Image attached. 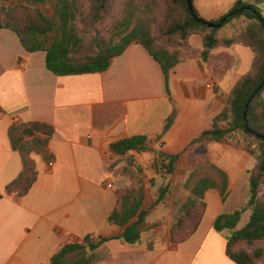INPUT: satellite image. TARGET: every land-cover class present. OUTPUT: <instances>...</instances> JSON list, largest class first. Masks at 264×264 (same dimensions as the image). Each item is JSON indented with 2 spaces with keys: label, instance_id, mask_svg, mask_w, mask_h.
I'll use <instances>...</instances> for the list:
<instances>
[{
  "label": "crops",
  "instance_id": "crops-1",
  "mask_svg": "<svg viewBox=\"0 0 264 264\" xmlns=\"http://www.w3.org/2000/svg\"><path fill=\"white\" fill-rule=\"evenodd\" d=\"M222 14L214 10L215 16ZM193 47L201 49L203 43ZM218 51L234 55L231 48ZM227 75L215 71L213 63L207 68L198 57L186 58L171 70L168 94L160 64L137 42L102 72L57 75L46 67L45 51H27L15 32L2 29L1 190L22 167L20 154L11 147L9 126L43 121L55 132L49 140L53 160L34 154L38 177L30 191L0 200V264H52L63 245L87 234H119L121 227L107 221L117 204L107 163L111 142L146 134L156 148L181 152L223 107ZM173 104L175 120L160 136ZM208 206L196 232L183 242L147 249L110 238L93 250L90 264H237L226 252L227 233L214 228L223 206L206 220ZM81 255V249L74 250L66 260Z\"/></svg>",
  "mask_w": 264,
  "mask_h": 264
},
{
  "label": "trees",
  "instance_id": "trees-1",
  "mask_svg": "<svg viewBox=\"0 0 264 264\" xmlns=\"http://www.w3.org/2000/svg\"><path fill=\"white\" fill-rule=\"evenodd\" d=\"M113 1L0 0V31L10 29L15 32L29 52L45 51L46 67L57 75L102 72L129 44L137 42L160 64L168 94L171 93L170 72L186 58L198 57L210 68L216 55L223 60V54H229L226 51L216 53L218 49L240 45L252 51V64L235 82L225 106L213 117L211 125L181 152L153 149L154 142L146 134L126 136L111 142L107 163L112 178L117 160L126 157L129 164L122 172L134 182L131 187L115 188L117 204L107 219L110 224L121 227L122 231L112 237L90 233L80 241L67 243L52 256L51 263L90 264L93 252L87 254L85 248L88 246L93 251L110 238H121L132 245L144 244L147 249L189 239L206 213V193L216 189L223 201L226 200L228 173L209 158L195 163L184 180L188 195L177 200L168 226L160 220L149 224V210L145 207L148 191L137 173L141 167L132 158V152L151 149L155 173L172 174L187 150L198 145L229 142L255 157L256 162L249 178L247 206L220 212L214 220V228L219 232L232 229L231 234L226 236V252L233 261L237 264H261L264 248L249 250L241 244L254 245L264 239V138L258 136L264 135V0H234L227 13L210 20L217 24L226 18L220 27L208 26L204 22L208 20L199 14L194 3L191 8L188 0H123V15L116 25L114 37L106 39L98 32L90 38L82 34L79 23L83 22L89 29L87 33H92L95 24L104 21L111 13ZM158 10H162V15L157 13ZM236 19L245 22L237 34L218 36L220 28ZM193 35L201 37V49L191 45ZM176 114L173 104L160 136L172 126ZM54 132V126L43 121L13 122L9 126L11 147L20 154L22 167L4 190L0 188V200L4 195L24 196L30 191L38 177L34 154L53 160L49 140ZM169 192V185H162L156 201H164ZM247 208L251 209L249 220L244 226L236 228ZM151 229L155 231L145 237L144 232ZM77 249H83L81 257L74 261L66 260V254Z\"/></svg>",
  "mask_w": 264,
  "mask_h": 264
},
{
  "label": "rangeland",
  "instance_id": "rangeland-1",
  "mask_svg": "<svg viewBox=\"0 0 264 264\" xmlns=\"http://www.w3.org/2000/svg\"><path fill=\"white\" fill-rule=\"evenodd\" d=\"M122 1L123 0L113 1L111 13L104 21H99L95 24V29H93L92 33H87L89 29L83 24V22L79 23L81 33L88 38L97 34V32L106 39L114 37L117 29L116 25L119 23L123 15ZM193 3H195L194 5H196L199 14L208 21L219 17L214 15V10L217 9L222 11V13H227L233 4L231 0H193ZM157 13L162 15V10H158ZM243 24H245L243 19L233 20L219 29L218 36L225 37L237 34ZM190 43L192 46L202 47V39L199 35H193L190 39ZM230 48L236 59L233 55L223 54L222 61L218 60L219 55H216L213 61L215 71L219 70L222 74H225L226 72L228 73L226 83L229 84V86H227L229 88V93L235 82L250 69L253 59V53L248 47L234 45ZM218 53L220 52L218 51ZM222 65L224 67H221ZM228 97L226 98L223 107L225 106ZM152 148L159 149L155 147L154 143ZM131 156L141 167V171H137L136 169L135 171H137L142 178L144 186L148 191V197L145 200V207L149 210V215L147 217V222L149 224H154L160 220L165 222L168 226L173 218L177 200L188 195V191L184 187L185 178L195 163L202 162L207 158L228 173L229 181L228 193L225 201H223L221 194L216 189L209 190L206 193V202H208L209 205L206 220L213 217L220 206H223L222 211H233L236 208L247 206L249 200V178L251 170L255 166L256 159L245 150L237 148L229 142L215 143L212 145H198L187 150L182 155L175 172L172 174L164 172L155 173L152 168L154 153L151 149L146 152L134 151ZM128 164L129 162L126 157L117 160L114 173L115 176L111 179V183L115 188L123 189L134 185L131 177L127 175V173L122 172V169L125 166H128ZM164 184L169 185L170 192L164 201L157 202L158 189ZM250 214L251 209L247 208L243 212L242 219L236 228L244 226L249 220ZM153 231L155 230L151 229L145 231L143 235L147 237V235ZM223 232L229 235L231 234L232 229H224ZM241 245L249 250H253L256 247L264 248V239L255 242L254 245H247L245 243H242ZM81 252L83 253V249H81ZM92 252L91 249H85V253L87 254ZM261 264H264V258L261 261Z\"/></svg>",
  "mask_w": 264,
  "mask_h": 264
},
{
  "label": "water",
  "instance_id": "water-1",
  "mask_svg": "<svg viewBox=\"0 0 264 264\" xmlns=\"http://www.w3.org/2000/svg\"><path fill=\"white\" fill-rule=\"evenodd\" d=\"M188 4L189 6L192 8L193 7V0H188ZM226 18H223L219 23L214 24L211 21H204L208 26H213L216 25L218 27H220L222 25V23L225 21ZM245 113H246V108H245ZM258 136L264 138V135L258 134ZM90 248L87 246L86 250H89Z\"/></svg>",
  "mask_w": 264,
  "mask_h": 264
},
{
  "label": "built area",
  "instance_id": "built-area-1",
  "mask_svg": "<svg viewBox=\"0 0 264 264\" xmlns=\"http://www.w3.org/2000/svg\"><path fill=\"white\" fill-rule=\"evenodd\" d=\"M111 186V185H110Z\"/></svg>",
  "mask_w": 264,
  "mask_h": 264
}]
</instances>
